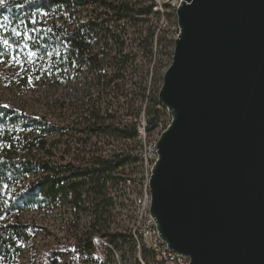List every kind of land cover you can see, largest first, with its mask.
Returning a JSON list of instances; mask_svg holds the SVG:
<instances>
[{
	"label": "trees",
	"instance_id": "obj_1",
	"mask_svg": "<svg viewBox=\"0 0 264 264\" xmlns=\"http://www.w3.org/2000/svg\"><path fill=\"white\" fill-rule=\"evenodd\" d=\"M144 3L0 2V53L10 57L12 47L27 49L34 68L51 79L54 70L68 76L88 67L97 76L100 92L106 95L105 99L86 102L74 125L48 122L0 103V264L16 262L33 233L43 229L20 219L33 210L62 212L68 218L67 228L74 230L71 240L76 250L84 253L86 262L100 261L102 252H107L104 264L113 262L108 246L92 242L93 236L99 235L114 248L127 246L131 256L123 253L122 258L137 264L129 236L111 232L112 191L139 168L140 157L132 154L139 146L136 123L125 117L134 115L137 119L145 112L148 131L152 132L166 113L158 92L174 49L168 30L157 32L161 14L152 10L153 0ZM128 29H133L131 36ZM140 55L148 66L137 83L138 94L129 99L123 93L128 84L125 68L128 63L135 64ZM105 60L118 62L120 68L115 62L109 75L102 68ZM113 141L120 144L113 146ZM69 253L53 250L44 260L31 264H61L59 259ZM78 261L72 257V264Z\"/></svg>",
	"mask_w": 264,
	"mask_h": 264
},
{
	"label": "water",
	"instance_id": "obj_2",
	"mask_svg": "<svg viewBox=\"0 0 264 264\" xmlns=\"http://www.w3.org/2000/svg\"><path fill=\"white\" fill-rule=\"evenodd\" d=\"M150 213L190 264H264V0H182Z\"/></svg>",
	"mask_w": 264,
	"mask_h": 264
},
{
	"label": "rangeland",
	"instance_id": "obj_3",
	"mask_svg": "<svg viewBox=\"0 0 264 264\" xmlns=\"http://www.w3.org/2000/svg\"><path fill=\"white\" fill-rule=\"evenodd\" d=\"M148 3L149 0H145L144 4ZM132 31L133 29H128L129 36H131ZM127 38L125 37V39ZM15 48L12 47L10 57L4 54L0 55V103L18 112L44 118L48 122L59 125H74L80 119V113L83 111L86 102L89 103V101H93L98 97L105 99L106 95L100 92V83L92 69L84 67L81 72H72L68 76L60 75L61 71L58 69L54 70L51 79V77L41 75V71L34 68V60L27 49ZM115 62L113 63L111 60L103 61V71L110 75ZM116 63V67L119 69L120 65L118 62ZM126 66L127 77L124 81H127L128 84L125 85L123 93L131 99V96L138 94V90L136 91L137 83H139L143 70L147 68L148 63L140 55L135 64L128 63ZM131 112L133 111L130 110ZM125 118L126 121L136 120L134 115ZM136 118L138 119L139 116ZM119 144L118 141H113V146ZM136 171L132 172L131 175H135ZM63 216L62 212L46 213L40 210H33L19 216L21 220L34 222L43 229H38L37 232L33 233L16 262L10 261L2 264H31L32 261L38 263L40 259L44 260L50 251L62 249L70 250V253L68 257L59 259L61 264H67L69 259L68 264H72V257H77L79 254L74 247V242L71 240L72 237H70L74 230L67 228L66 220L68 218ZM113 221V232L117 231V228L123 227V219L120 220V218L114 217ZM109 250L111 251L108 247ZM114 253L116 255L113 254L111 264H119L117 259L120 258V255L122 257L126 251L124 248L122 250L115 248ZM106 254L107 252H104V255ZM126 256L129 258L131 256L130 252L126 253ZM80 259L77 264H86L82 258ZM127 264H129L128 259Z\"/></svg>",
	"mask_w": 264,
	"mask_h": 264
},
{
	"label": "built area",
	"instance_id": "obj_4",
	"mask_svg": "<svg viewBox=\"0 0 264 264\" xmlns=\"http://www.w3.org/2000/svg\"><path fill=\"white\" fill-rule=\"evenodd\" d=\"M181 1L154 0L152 7L154 12L161 14L157 32L163 29L168 30L169 39L173 41L174 45L175 39L179 35L176 11L181 5ZM166 13H169V15ZM170 121V114L166 110L158 127L154 131L149 132L148 116L145 112L135 120L139 146L132 154H137L140 157L139 168L135 175H126L112 191V195L114 196L113 218L118 217L124 221L123 227L116 230L129 236V239L132 241L129 243L133 247L132 258L135 259L137 264H190L188 258L174 253L162 240L156 221L150 213L151 192L149 183L152 169L158 160L156 144L161 133L169 126ZM113 223L114 221L111 227ZM92 242L95 245L104 244L108 246L112 254L116 255L114 253L115 248L107 243L109 241L99 235H94ZM124 249L126 253L130 252L127 250V246H124ZM77 252L79 255L76 258L79 261L82 258L86 264H104L105 262L104 252L100 254L101 260L97 262H86L84 253ZM117 258L119 257L117 256ZM117 260L119 264H127V259L123 260L121 255Z\"/></svg>",
	"mask_w": 264,
	"mask_h": 264
},
{
	"label": "snow or ice",
	"instance_id": "obj_5",
	"mask_svg": "<svg viewBox=\"0 0 264 264\" xmlns=\"http://www.w3.org/2000/svg\"><path fill=\"white\" fill-rule=\"evenodd\" d=\"M0 2H2V0H0ZM17 35H19V33H17ZM3 43H4L5 45H7V44H8V40H3ZM0 55H2V53H0ZM30 55H32V54L30 53Z\"/></svg>",
	"mask_w": 264,
	"mask_h": 264
}]
</instances>
